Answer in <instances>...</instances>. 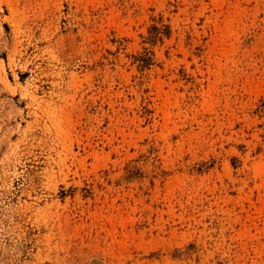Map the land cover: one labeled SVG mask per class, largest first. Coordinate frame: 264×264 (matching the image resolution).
<instances>
[{
	"label": "rangeland",
	"instance_id": "obj_1",
	"mask_svg": "<svg viewBox=\"0 0 264 264\" xmlns=\"http://www.w3.org/2000/svg\"><path fill=\"white\" fill-rule=\"evenodd\" d=\"M0 264H264V0H0Z\"/></svg>",
	"mask_w": 264,
	"mask_h": 264
}]
</instances>
